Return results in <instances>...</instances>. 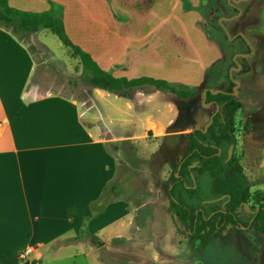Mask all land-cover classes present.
Instances as JSON below:
<instances>
[{
  "label": "crops",
  "instance_id": "crops-1",
  "mask_svg": "<svg viewBox=\"0 0 264 264\" xmlns=\"http://www.w3.org/2000/svg\"><path fill=\"white\" fill-rule=\"evenodd\" d=\"M7 1L29 12L47 11L50 2L61 6L69 39L116 78L159 77L151 61L163 59L160 48L168 37L176 38L175 32L189 34L204 46L210 43L206 32L197 26L200 13L182 11L181 0ZM186 1L199 5L202 0ZM54 37L47 30L24 36L0 26V264H16L28 248L31 251L25 259L29 264L171 263V254L140 251L142 240L129 232L135 217L125 216L152 204L150 201L130 209L127 203L109 202L100 215L91 203L115 178L117 157L107 150L113 147L112 142L158 141L176 133L188 136L194 126L207 123L210 114L201 112L190 125L174 130L178 112L173 97H188L149 85L121 94L88 88L84 90L86 99H82L74 92L80 82L81 62ZM172 57L190 61L192 73L199 69L190 83L199 88L197 94L212 88V84H203V76L219 57L218 52L211 57L206 53L189 57L175 53ZM165 61L169 64L172 59ZM169 68L161 71L165 80L189 81L182 76L183 68H178L181 74L177 78ZM148 89H154L155 95L163 93L170 118L164 120L163 112L142 117L140 97ZM94 110L100 119L126 123L124 133L113 136L100 127ZM127 116L134 122H128ZM135 120L141 124L140 135L135 133ZM157 148L155 145L151 158ZM168 170L164 162L160 178ZM147 171L157 176L154 168ZM142 192L153 190L144 185ZM68 208L76 210L70 218L65 216ZM115 211L122 215L114 216ZM133 241L138 242L137 251L130 249ZM188 257L185 263L192 264L193 257Z\"/></svg>",
  "mask_w": 264,
  "mask_h": 264
},
{
  "label": "rangeland",
  "instance_id": "rangeland-1",
  "mask_svg": "<svg viewBox=\"0 0 264 264\" xmlns=\"http://www.w3.org/2000/svg\"><path fill=\"white\" fill-rule=\"evenodd\" d=\"M189 4L191 10L200 13L202 19L197 26L206 32L210 43L204 46V43L192 40L189 34L186 36L175 32L176 38L168 37L160 48L163 59L151 61V64L154 63L153 67H156L160 74L162 69L171 67L172 70L173 66H177L176 70H170V74L176 78L181 74L178 68H183L182 76L188 77L187 83L170 82L160 74L156 77L174 84L179 91L193 94L186 98L187 100L173 97L172 103L178 115L172 128L178 130L190 125L192 118L194 122L201 112L212 115L215 109L213 105H205L203 93L197 94L199 88L190 84L191 80L199 75V69L192 73L194 68L190 61L171 56H175V53L188 57L206 53L211 57L218 52L219 57L214 58L206 68L203 84H212V91L221 90L231 94L228 100L229 111L221 116L229 118L235 143L234 146L223 144L219 156L224 169L233 156L245 178L249 201L237 213L240 223L245 225L252 217L251 208L264 202V0H202L199 5L194 2L193 5ZM173 22L174 20L171 25ZM54 39L59 43L56 37ZM167 59L172 61L168 64L165 61ZM234 82H237L238 86ZM86 89L88 85L80 79L74 92L86 99ZM151 90L154 91L150 89L140 97L139 113L142 117L147 113L156 117L163 112L164 120L170 118L163 93L155 95ZM93 114L99 120L98 125L110 131L111 135L124 133L126 123L107 117L100 119L95 110ZM127 118L130 120L128 122H134L131 116ZM135 122V133L140 135L141 124L136 120ZM127 128H131L130 125ZM188 139L189 135L176 133L158 141L136 139L131 142H112L117 157L115 178L107 188L106 197L95 204V213L100 215L109 202L127 203L130 209L134 204L150 201L152 204L136 211L135 214L124 216L135 217L129 232L136 233L142 240L139 250L171 254V263L167 261V264H190L184 261V258L190 255L193 257L192 264H264V235L253 229L241 227L240 232L228 230L219 237L212 238L204 249L199 250L191 243L186 229L175 225L174 217L169 211L168 178L172 173L171 164L186 152ZM155 145L158 146V152L151 158L150 153ZM164 162L169 170L160 178ZM197 166L199 165L194 162L190 169L193 170ZM152 168L157 176L149 175L147 169ZM144 185L152 187L153 192H142ZM210 186L211 177L208 173L197 174L192 171L185 177L184 184L174 191V195H180L187 205L200 210L204 215H209L211 211H218L226 205V198L212 195ZM105 199H108V202L102 204ZM118 215L122 214L115 211L114 216ZM135 227H138V230H135ZM136 243L131 242V250H138ZM24 262L26 259H20L16 264ZM133 264H139V261L135 260Z\"/></svg>",
  "mask_w": 264,
  "mask_h": 264
},
{
  "label": "trees",
  "instance_id": "trees-1",
  "mask_svg": "<svg viewBox=\"0 0 264 264\" xmlns=\"http://www.w3.org/2000/svg\"><path fill=\"white\" fill-rule=\"evenodd\" d=\"M181 3L182 11L186 12L192 9L188 1L181 0ZM0 26L24 36L35 35L42 30L52 33L64 47L70 49L79 58L82 65L80 79L90 89L121 94L127 89L149 85L166 90L180 98L193 95L179 91L174 84L162 79L149 77L116 78L110 72L101 69L88 52L82 50L69 39L63 23L62 7L53 2H50V9L47 11L29 12L10 6L7 0H0ZM230 98L227 93L213 94L207 91L204 101L222 106V114H224L229 111L227 109H229L228 100ZM234 143L235 138L229 118L216 114L205 131L202 129L195 130L189 134L185 154L171 164L172 173L168 178L170 187H167L170 196L169 211L174 217L175 225L186 229L191 243L199 250L204 249L212 238L219 237L228 230L240 232L242 231L241 227H245L264 235V202L251 208L254 218L250 225L241 224L237 216L238 210L249 201V191L245 185V178L233 156L228 161L227 168L224 169L221 156L217 155L223 144L234 145ZM109 148L107 147V150L115 155L113 147ZM194 162L199 166L191 170L190 166ZM192 171L197 174L208 173L210 175L211 194L226 198V205L223 209L213 210L209 215H204L200 210L187 205L180 195H174V191L184 184L185 177ZM107 188L108 186H105L101 195L91 203L92 208L106 197ZM75 212V208H68L65 216L70 218Z\"/></svg>",
  "mask_w": 264,
  "mask_h": 264
},
{
  "label": "flooded vegetation",
  "instance_id": "flooded-vegetation-1",
  "mask_svg": "<svg viewBox=\"0 0 264 264\" xmlns=\"http://www.w3.org/2000/svg\"><path fill=\"white\" fill-rule=\"evenodd\" d=\"M237 1V0H236ZM235 84L237 83V82H234ZM236 86H238V83L236 84ZM205 89H209V88H205ZM204 90V89H203ZM209 90H211V89H209ZM220 92H222V93H227V94H229V95H231L229 92H227V91H221V90H219ZM207 92V91H206ZM210 92V91H209ZM202 93H203V91H202ZM217 93H219V92H217ZM206 94V93H205ZM216 94V93H215ZM204 100H205V98H204ZM204 104L205 105H213V107H214V109H215V112L212 114V115H209V118H208V121H207V123H205L203 126H201V127H198L197 129H195V130H203V131H205L206 129H205V127L207 126H209L210 124H209V122H210V119H211V117H212V120H213V117L216 115V114H220V115H222V112H223V107L222 106H218L217 104H215V103H213V102H208V103H206L205 101H204ZM195 130H193V131H195ZM193 131H191V132H193ZM190 132V133H191ZM189 141V140H188ZM188 145V144H187ZM230 146H234V145H230ZM187 150V149H186ZM220 151H221V147L219 148V151H218V153H217V155H219V153H220ZM185 154V153H184ZM183 156H181V157H178L174 162H176L179 158H182ZM173 162V163H174ZM170 168H171V166H170ZM223 209V208H222ZM221 210V209H220ZM251 213H252V217L250 218V221H249V223H248V225H250L251 224V222H252V220H253V218H254V213H253V211L251 210Z\"/></svg>",
  "mask_w": 264,
  "mask_h": 264
},
{
  "label": "water",
  "instance_id": "water-1",
  "mask_svg": "<svg viewBox=\"0 0 264 264\" xmlns=\"http://www.w3.org/2000/svg\"><path fill=\"white\" fill-rule=\"evenodd\" d=\"M237 1H239V0H237ZM235 2H236V0H235ZM237 84V83H236ZM206 91H210L211 93H213V94H215V93H217V92H220L219 90H216V91H212V90H209V89H204L203 90V96H204V98H205V93H206ZM212 122V117H211V119H210V122H209V124ZM207 128V126L205 127V129ZM195 129H197V128H195ZM194 129V130H195ZM176 177H177V174H176ZM242 229H245V228H242ZM24 264H29V261H26V262H24Z\"/></svg>",
  "mask_w": 264,
  "mask_h": 264
},
{
  "label": "built area",
  "instance_id": "built-area-1",
  "mask_svg": "<svg viewBox=\"0 0 264 264\" xmlns=\"http://www.w3.org/2000/svg\"><path fill=\"white\" fill-rule=\"evenodd\" d=\"M30 251H31V249L28 248V249H26L23 253H21V254H20V259H21V260H24L25 257H26V255L29 254Z\"/></svg>",
  "mask_w": 264,
  "mask_h": 264
}]
</instances>
